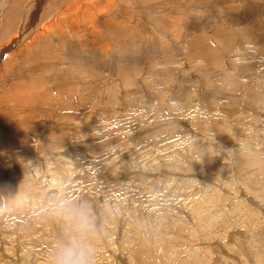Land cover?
<instances>
[{
	"label": "rangeland",
	"instance_id": "obj_1",
	"mask_svg": "<svg viewBox=\"0 0 264 264\" xmlns=\"http://www.w3.org/2000/svg\"><path fill=\"white\" fill-rule=\"evenodd\" d=\"M72 1L0 0V264H264V0Z\"/></svg>",
	"mask_w": 264,
	"mask_h": 264
},
{
	"label": "clouds",
	"instance_id": "obj_2",
	"mask_svg": "<svg viewBox=\"0 0 264 264\" xmlns=\"http://www.w3.org/2000/svg\"><path fill=\"white\" fill-rule=\"evenodd\" d=\"M72 215L78 217V227L87 230L90 225L86 219V213L82 209H68ZM90 251L69 245L60 250L56 256V264H90Z\"/></svg>",
	"mask_w": 264,
	"mask_h": 264
},
{
	"label": "bare ground",
	"instance_id": "obj_3",
	"mask_svg": "<svg viewBox=\"0 0 264 264\" xmlns=\"http://www.w3.org/2000/svg\"><path fill=\"white\" fill-rule=\"evenodd\" d=\"M74 1V0H73ZM72 1V2H73ZM18 2V1H17ZM40 2V1H39ZM76 2V1H75ZM73 4H74V2H73ZM73 4H71V5H73ZM69 5V4H68ZM13 7L9 10V17H7L8 19L7 20H4L5 22H6V24H4V27H3V31H4V33H6V34H9L7 31L9 30V28L11 27V26H13L12 24L14 23L13 21H11V17L12 16H10L11 14L13 15V13L16 11V8H14V7H16V5L14 4V5H12ZM19 6V5H18ZM34 6V5H33ZM40 6V5H39ZM32 7V6H31ZM70 7V6H69ZM20 9V8H19ZM51 9V8H50ZM29 10V9H28ZM37 10H39V9H37ZM37 10H35L36 12H34L33 14H31L32 16H33V18L34 19H36V14H37ZM39 12H40V10H39ZM75 12H77V11H75ZM73 13V14H75L76 15V13ZM17 13V12H16ZM19 13H21V12H19ZM43 13V12H42ZM15 15V14H14ZM17 15V14H16ZM15 15V16H16ZM39 15V14H38ZM75 15H74V17H75ZM78 15V14H77ZM7 16V15H6ZM19 16V15H18ZM71 16V15H70ZM63 17V16H62ZM65 17V19H66V16H64ZM32 18V20L31 21H34V19ZM47 18H49V17H47ZM73 19V18H72ZM71 19V22L73 23V20ZM64 20V19H63ZM79 20V19H78ZM80 21V20H79ZM70 22V24L72 25V23ZM29 25H30V23H29ZM34 25V24H33ZM37 25V24H36ZM40 26H41V24H39ZM96 25V24H95ZM95 25L93 26V27H95ZM36 27H38V25L36 26ZM30 28V27H29ZM41 28V27H40ZM37 29V28H36ZM88 29H89V27H88ZM98 29V28H97ZM1 30V31H2ZM41 30V29H40ZM15 31V30H14ZM96 31H98V30H96ZM30 32V31H29ZM31 32H32V30H31ZM41 32V31H40ZM82 32V31H81ZM4 33L3 34H1V35H4ZM26 33V32H25ZM35 33V32H34ZM78 33V32H77ZM40 34V33H39ZM39 34L37 35V36H39ZM31 35V34H30ZM72 36H73V34H72ZM31 37V36H30ZM35 37V36H34ZM42 37V36H41ZM9 37L7 36L5 39L8 41V42H11L12 41V39H8ZM116 38V37H115ZM38 39V38H37ZM36 39V40H37ZM32 40H34V39H32ZM46 40V39H45ZM42 41V40H41ZM93 41H94V39H93ZM1 42V41H0ZM6 42V41H5ZM35 42H37V41H35ZM46 42V41H45ZM45 42H42V43H45ZM11 43H13V41L11 42ZM2 44H4V43H2ZM36 44V43H35ZM71 44V43H70ZM42 45H44V44H42ZM73 45V44H72ZM53 46V45H52ZM81 46V45H80ZM102 46V45H101ZM100 46V47H101ZM1 47H2V45H1ZM4 47V46H3ZM25 47V46H24ZM54 47V46H53ZM83 47H84V45H83ZM58 48V47H57ZM80 48V47H79ZM69 49H71L70 47H69ZM6 61V60H5ZM246 162V161H245Z\"/></svg>",
	"mask_w": 264,
	"mask_h": 264
}]
</instances>
